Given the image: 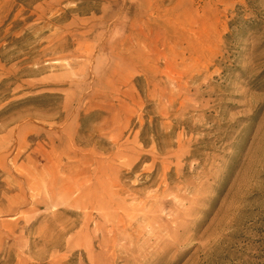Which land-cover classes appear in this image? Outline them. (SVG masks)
Listing matches in <instances>:
<instances>
[{
    "label": "rangeland",
    "instance_id": "1",
    "mask_svg": "<svg viewBox=\"0 0 264 264\" xmlns=\"http://www.w3.org/2000/svg\"><path fill=\"white\" fill-rule=\"evenodd\" d=\"M0 264H264V0H0Z\"/></svg>",
    "mask_w": 264,
    "mask_h": 264
}]
</instances>
